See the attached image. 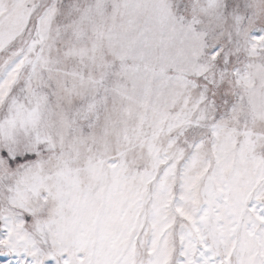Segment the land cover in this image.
I'll return each mask as SVG.
<instances>
[{
	"label": "snow or ice",
	"instance_id": "1",
	"mask_svg": "<svg viewBox=\"0 0 264 264\" xmlns=\"http://www.w3.org/2000/svg\"><path fill=\"white\" fill-rule=\"evenodd\" d=\"M0 264H264V0H0Z\"/></svg>",
	"mask_w": 264,
	"mask_h": 264
}]
</instances>
